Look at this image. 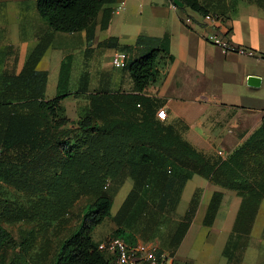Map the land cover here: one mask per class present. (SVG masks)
Returning a JSON list of instances; mask_svg holds the SVG:
<instances>
[{
    "label": "crops",
    "instance_id": "crops-1",
    "mask_svg": "<svg viewBox=\"0 0 264 264\" xmlns=\"http://www.w3.org/2000/svg\"><path fill=\"white\" fill-rule=\"evenodd\" d=\"M171 1L114 0L87 29L66 34L49 28L36 0H0V87L29 71V62L37 59L34 71L45 79L44 99L66 95L61 107L71 121L87 115L99 96L111 103L130 98L147 117L172 125L211 162L225 159L264 122V0H198L206 15L183 7L174 11ZM213 31L253 56L225 53L208 43L204 37ZM154 49L162 51L154 80L137 92L127 69L112 65L113 55L122 52L133 61ZM251 76L260 80L257 87L248 86ZM159 110L166 112L164 121L156 117ZM134 150L130 162L139 168L125 165L108 187L110 218L94 229L95 243L120 230L132 244H153L166 264H264L262 254L251 248L240 262L242 245L234 227L241 197L198 175L180 185L184 172L161 153H152V162L143 164L150 148ZM156 182L157 189H135ZM132 190L136 200L121 210ZM219 195L213 221L206 225L209 203ZM263 202L245 239L257 242L261 236Z\"/></svg>",
    "mask_w": 264,
    "mask_h": 264
},
{
    "label": "trees",
    "instance_id": "trees-1",
    "mask_svg": "<svg viewBox=\"0 0 264 264\" xmlns=\"http://www.w3.org/2000/svg\"><path fill=\"white\" fill-rule=\"evenodd\" d=\"M178 1L182 9L207 14L198 0ZM113 2L36 0V7L53 32L72 34L87 29ZM161 53L159 49L149 50L127 61L125 68L135 91L141 93L153 82ZM36 63L37 59L29 62V71L25 68L10 84L0 87V264H112L107 254L98 251L92 233L110 218L108 187L125 165L139 168L130 162L135 146L150 148L141 163L150 164L151 154L159 152L175 170L184 172L180 185L188 176L198 175L235 192L241 197L235 233L240 241L250 234L264 200V122L239 149L211 162L172 125L147 117L134 99L111 103L99 96L91 100L87 115L71 121L61 107L66 95L44 99L45 79L34 71ZM170 173L168 170L164 175ZM166 178L161 184L167 185ZM3 185L21 198L7 199ZM143 185L149 186L139 183L135 189L141 191ZM158 185L151 184V188ZM137 194L132 190L121 210L130 207ZM220 201L221 195L211 199L206 225L212 223ZM8 221L29 227L20 228L16 240L5 227ZM111 236L134 245L122 238L120 230ZM37 238L41 239L40 246L29 259ZM11 249L12 257H8Z\"/></svg>",
    "mask_w": 264,
    "mask_h": 264
},
{
    "label": "built area",
    "instance_id": "built-area-1",
    "mask_svg": "<svg viewBox=\"0 0 264 264\" xmlns=\"http://www.w3.org/2000/svg\"><path fill=\"white\" fill-rule=\"evenodd\" d=\"M171 9L176 11L178 6L170 2ZM190 19H186L189 22ZM211 22H216V19H211ZM205 40L215 47L222 49L225 53H236L241 56L252 57V52L238 46L232 45L225 37L218 34L216 31L207 33ZM127 55L122 52H117L113 55L112 65L115 68L123 69L127 65ZM156 117L160 121L166 118L165 110H159ZM97 249L100 252L107 254L110 257L112 264H166V259L156 254V247L149 243H136L128 245L123 239L118 237H108L97 243Z\"/></svg>",
    "mask_w": 264,
    "mask_h": 264
},
{
    "label": "rangeland",
    "instance_id": "rangeland-1",
    "mask_svg": "<svg viewBox=\"0 0 264 264\" xmlns=\"http://www.w3.org/2000/svg\"><path fill=\"white\" fill-rule=\"evenodd\" d=\"M146 1V0H145ZM144 0H135V3H136V5L138 4V3H142L143 4V2H145ZM139 10V8L137 9V11ZM121 13H124V12H121ZM120 13V14H121ZM4 191V193H5V195H6V198L7 199H9V200H14V199H17V198H21L18 194H16V192L13 190V189H11V188H9L8 186H6V185H3L2 187H1ZM145 190H147V191H151L152 190V188H151V184H149V186H147V188H145ZM149 199H152V198H149ZM23 202H24V199H23ZM263 204H264V202H263ZM262 216H264V213H262V215H260L259 216V218H261ZM75 223V218H73L72 219V224H74ZM5 227L7 228V230H9L10 231V233H11V236L14 238V239H16L17 238V236H18V230L20 229V228H24V227H29V225L27 226V225H22V224H20V223H17V224H14V223H10L9 221L5 224ZM263 231V232H262ZM53 232V230H51V233ZM51 233H50V238H53V236L51 235ZM261 236L258 238V241L256 242L255 240H251L250 238L249 239H244L243 241H241V245H242V247H241V250H240V255H239V257H240V262L242 261V259H243V257L245 256V253H246V251H247V248H251L253 251H256V252H258V253H261L262 254V256H263V259H264V227L263 228H261ZM110 237V236H109ZM108 238V237H107ZM17 240V239H16ZM40 238H37V241H36V243L34 244V247L31 249V251L29 252V254H28V258L29 259H32L33 258V256H34V254L37 252V250H38V248H39V246H40ZM13 251V249H11V250H9V252H8V257H12V252ZM249 259H253L254 257H255V255L254 254H252V253H250L249 254ZM220 258V257H219Z\"/></svg>",
    "mask_w": 264,
    "mask_h": 264
},
{
    "label": "water",
    "instance_id": "water-1",
    "mask_svg": "<svg viewBox=\"0 0 264 264\" xmlns=\"http://www.w3.org/2000/svg\"><path fill=\"white\" fill-rule=\"evenodd\" d=\"M178 7L182 8L183 4L181 2H179L178 0H174L173 1ZM260 80L254 76H251L247 79V84L248 86H252V87H257L259 84Z\"/></svg>",
    "mask_w": 264,
    "mask_h": 264
}]
</instances>
